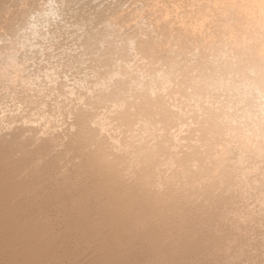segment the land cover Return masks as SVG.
I'll return each mask as SVG.
<instances>
[{
  "label": "rangeland",
  "instance_id": "374dc122",
  "mask_svg": "<svg viewBox=\"0 0 264 264\" xmlns=\"http://www.w3.org/2000/svg\"><path fill=\"white\" fill-rule=\"evenodd\" d=\"M145 1L0 0V264H264V198L203 181L213 168L203 162L205 108L225 93L191 98L188 83L173 78L154 95L124 90L119 111L107 98L114 84H97L121 59L133 75L148 72L143 55L123 43L159 34L157 14L136 24ZM111 17L128 21L110 35ZM106 46L116 53L105 55ZM192 58L175 60L192 68ZM99 115L103 125L93 120ZM147 120L156 124L150 139L167 146L162 159L147 152ZM260 173L252 175L264 185Z\"/></svg>",
  "mask_w": 264,
  "mask_h": 264
},
{
  "label": "bare ground",
  "instance_id": "6f19581e",
  "mask_svg": "<svg viewBox=\"0 0 264 264\" xmlns=\"http://www.w3.org/2000/svg\"><path fill=\"white\" fill-rule=\"evenodd\" d=\"M169 4L165 3L164 0H146L143 2L142 6L140 5V12L136 13V24L139 23V25L143 20L151 16V14H157L155 17L151 16L154 29L159 33L156 37L150 38L149 34L143 31L139 35H129L124 38L123 43L126 44L129 50L131 49L143 55L148 72H146V74L144 73L145 75H141L140 73L142 70L140 69V73L137 70L138 74L133 75L134 65L131 66L132 62L129 64L130 62L126 59H121L116 61L114 67H112L113 69L107 76L102 79L99 78L101 80L99 83L97 82V84L101 89H105L106 91L110 88L111 83L114 84V88L110 91L107 98L112 101V108L119 111L125 108L128 94L137 97H142L146 94L154 95L157 92L155 86L157 83H163L162 85L160 84L161 86H163L164 83L171 84L170 82L173 78L174 80L188 83L191 89V98L197 97L201 100L206 97L208 93L223 91L222 93H225V97L217 102V106L209 103L210 106L205 108L204 116L206 121L202 127V131L206 138V143L203 144L204 151H207V155L203 159V162L204 164H212L213 168L210 172V176L203 179V181L209 186L218 185V188L222 190L223 187L226 190H230L234 186L245 187V189H243L247 192L250 190H258V193L264 198V185L261 184L260 181H257L252 175L253 173L261 172L260 175L262 174L264 178V0H177L176 3ZM127 19L118 18L115 20L113 17L107 21V34H114L116 31V24L119 22L126 24L128 21ZM131 21L132 19L130 22ZM134 21L136 20L134 19ZM31 29H33V26ZM33 33L31 34L30 32V35H33ZM99 33H95L96 36ZM151 33L153 32L151 31ZM99 40L97 39V41ZM21 42L20 46H23ZM104 42H108L106 37L103 39V43ZM92 46L93 44L87 46L89 51L93 50ZM116 51L117 48L111 46L108 47L107 51L104 53L109 56L112 53H116ZM134 52L131 56H134ZM9 53L10 52H8V54ZM14 55L9 54L6 60H8L11 67L16 70L18 68V63ZM180 55H191V58H197L198 62L194 67L190 68L188 64L191 62L186 64L175 60L177 56L179 57ZM192 62H194V59ZM9 68L10 67H8V69ZM8 82L10 83V80ZM80 86L82 87L83 85ZM41 88L43 87L41 86ZM62 88L65 89L66 87ZM87 89V91L90 92V89ZM92 89H94V87ZM163 89L166 90V88ZM67 90L69 93V89ZM124 90L127 91V95L123 93ZM187 91H189V89H186V92ZM173 95L176 94H172V96ZM96 97H98V95ZM80 98L82 99V97ZM128 99H130V97ZM158 103H162V101L159 100ZM197 103L196 101V105ZM108 112L107 110V114L109 115ZM155 114H158V112H155ZM107 119H105V121ZM23 120L25 121V119ZM93 120L99 125H103L104 116H96ZM154 126H156L154 122L147 120L143 122L142 129L149 139L147 152L153 160H157L162 159L159 157L164 155L161 152H163L166 145L164 140L156 141L150 139V137H152L151 130ZM181 126L183 127V125ZM196 134L198 133L196 132ZM201 166V162H196L193 164L192 168H199Z\"/></svg>",
  "mask_w": 264,
  "mask_h": 264
}]
</instances>
